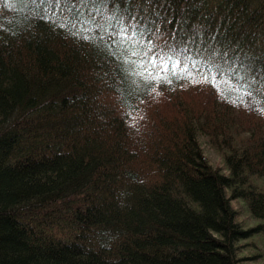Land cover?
Listing matches in <instances>:
<instances>
[{"label": "trees", "instance_id": "trees-1", "mask_svg": "<svg viewBox=\"0 0 264 264\" xmlns=\"http://www.w3.org/2000/svg\"><path fill=\"white\" fill-rule=\"evenodd\" d=\"M255 237L264 0H0V264H240Z\"/></svg>", "mask_w": 264, "mask_h": 264}, {"label": "rangeland", "instance_id": "rangeland-1", "mask_svg": "<svg viewBox=\"0 0 264 264\" xmlns=\"http://www.w3.org/2000/svg\"><path fill=\"white\" fill-rule=\"evenodd\" d=\"M197 140L202 154L208 159V161L213 166H219L223 169L220 156L207 144L205 137L201 134H197ZM223 171L226 172L225 169H223ZM232 205L238 210V219H245L247 216V212L242 202H240L239 200H233ZM254 220L255 219H252V221L247 220V222L244 223V226L252 225ZM252 241L253 244H245V247L243 248L240 255V264H264V257L257 255L258 251L263 249L259 238L255 237Z\"/></svg>", "mask_w": 264, "mask_h": 264}]
</instances>
